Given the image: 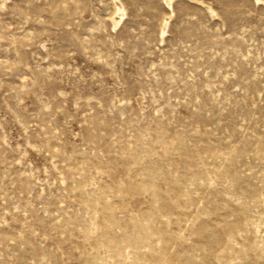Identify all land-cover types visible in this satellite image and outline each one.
Listing matches in <instances>:
<instances>
[{
	"label": "rangeland",
	"instance_id": "1",
	"mask_svg": "<svg viewBox=\"0 0 264 264\" xmlns=\"http://www.w3.org/2000/svg\"><path fill=\"white\" fill-rule=\"evenodd\" d=\"M0 264H264V0H0Z\"/></svg>",
	"mask_w": 264,
	"mask_h": 264
},
{
	"label": "bare ground",
	"instance_id": "2",
	"mask_svg": "<svg viewBox=\"0 0 264 264\" xmlns=\"http://www.w3.org/2000/svg\"><path fill=\"white\" fill-rule=\"evenodd\" d=\"M117 9V8H116Z\"/></svg>",
	"mask_w": 264,
	"mask_h": 264
}]
</instances>
